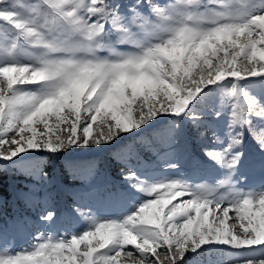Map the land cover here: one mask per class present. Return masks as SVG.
<instances>
[{
  "label": "snow or ice",
  "instance_id": "6c2138e0",
  "mask_svg": "<svg viewBox=\"0 0 264 264\" xmlns=\"http://www.w3.org/2000/svg\"><path fill=\"white\" fill-rule=\"evenodd\" d=\"M194 131L207 157L194 174L211 165L215 183L162 175L180 172ZM77 149L108 151L121 179L85 162L61 207L56 161ZM0 170L33 181L14 211L0 196V264H264V0H0ZM94 201L132 207L41 229Z\"/></svg>",
  "mask_w": 264,
  "mask_h": 264
},
{
  "label": "rangeland",
  "instance_id": "374dc122",
  "mask_svg": "<svg viewBox=\"0 0 264 264\" xmlns=\"http://www.w3.org/2000/svg\"><path fill=\"white\" fill-rule=\"evenodd\" d=\"M240 84H241V87L244 89V91H249V88L246 86V82L241 81ZM224 87L230 89V84H227L225 82ZM222 93H223V89H221L217 94L211 97V100L209 102L210 108L219 107L220 104L224 102L225 97L222 95ZM227 99H228V102L230 103H236V101L232 100L231 97H228ZM239 102L241 104L244 103L243 97H240ZM210 118H213V117L210 115L206 118V126L207 125L213 126V128L217 131V133L223 136L225 132L227 131L225 119H220V120L216 119L215 123L208 124V121ZM209 131L211 133H209ZM207 132L210 136H212V129H207ZM146 136H147L148 141H152L155 139L152 136L151 131H149V133H147ZM133 138H134L133 141L136 142L137 149H140L143 151L146 148L147 141L142 144L137 140L136 137H133ZM247 140H248L249 147H251L255 143V141L252 140L251 136H248ZM106 152L107 151L100 154L94 151H89L87 149H77L74 151V153L72 154V157H77V158H74V160L69 161L67 165L65 164V166H67V168L69 169L68 173L65 174L66 177L60 172L62 184L60 186H57L51 189V191H53L56 194V200L61 207H64L65 203L68 202L70 198L69 193L67 191H61V187L68 189L72 186H78L81 183L80 176L83 174V171H84L83 165L85 162L94 161V160L98 161L99 162L98 166L103 170H104L103 166H105L107 169L111 167V162H110L109 157L106 155ZM187 152L190 155L188 159L186 160L184 166L180 169V172L177 173V172L165 170L162 172V175L172 176L175 178L189 179L190 181L195 182V183H209V184L215 183L217 178L221 175L222 170L212 167L211 165H207L204 171L194 174V166H193L191 157L195 156L197 159L204 161V162L207 161V157L206 156L202 157L198 153V150L194 151L190 147V142L187 146ZM72 157H69V158H72ZM41 162L43 163V160ZM0 172L4 173L1 175L5 181V183H3L4 187H0V196H2L3 198L7 200V211L11 212L17 208L18 204H22V201H16L13 198L12 194H13L14 189L16 191H20V190L26 191V189H24V185L26 183H31L33 181L31 178H26L23 172H10V171H3V170H0ZM74 176H76L77 178L73 179ZM110 178L113 180H117V179H114L113 177H110ZM259 180H260V176L258 173L254 174L251 177L252 182L258 183ZM131 207H132L131 204H128L126 207L110 206V205H106L101 202L94 201L91 204V208L84 209L85 212H88L90 214L88 216L78 217V218L63 216L56 223L50 226L41 225L40 227L42 230H46V231L54 230L57 233H63L65 231L72 232L77 229H86V226L91 224L94 220L97 222H103L105 219L119 218L121 213L128 211ZM230 215L232 214L230 213ZM24 239H27V237L21 238L20 247H26V245L23 243ZM205 258H206L205 264H207L208 260L212 259L211 257H205ZM213 259L214 261H217V258H213ZM124 261H125V258L121 256L120 264H124Z\"/></svg>",
  "mask_w": 264,
  "mask_h": 264
},
{
  "label": "trees",
  "instance_id": "16d2710c",
  "mask_svg": "<svg viewBox=\"0 0 264 264\" xmlns=\"http://www.w3.org/2000/svg\"><path fill=\"white\" fill-rule=\"evenodd\" d=\"M207 110H209V112H211L212 111V108H210V106H209V103H208V105H207ZM213 118H210L209 119V121H208V124H210V123H215L216 122V118H215V116H212ZM199 131H201V132H204L205 133V139L206 138H208L210 135L208 134V132H207V130H206V126L205 127H201L200 129H199ZM209 133H211L210 131H209ZM129 137H130V139L131 140H134V138L133 137H131V134H127ZM192 139L190 140V147L195 151H197L198 150V153L202 156V157H205L204 156V154H203V151H202V149L199 147V145L202 143V140L201 139H198V141H197V138H196V136H197V133L194 131L192 134ZM211 137V136H210ZM74 152H71L70 153V156L69 157H72V154H73ZM106 155L109 157V159H110V162H111V167H109L108 169L105 167V166H103L104 167V171L110 176V177H113L114 179H121V177H119V175H118V173H119V171H120V168H121V165L117 162V160L114 158V157H112L111 155H109V152L107 151L106 152ZM74 158H77V157H72V158H68V161H72V160H74ZM56 163H57V165H58V167H59V170H60V172H61V174H63L64 176H65V174L66 173H68V171H69V169L67 168V166H65V164H66V162H65V160L63 159V158H61V160H58V161H56ZM67 165V164H66ZM49 167H51V165H49ZM1 174H4L3 172L1 173L0 172V187H4L3 186V183H5V181H4V178H2V175ZM66 177V176H65ZM211 260L212 261H214V259L213 258H217V261H221V264H222V262H224V261H226L227 260V256H222V257H220V256H217V255H213V256H211ZM206 259V258H205ZM216 260V259H215Z\"/></svg>",
  "mask_w": 264,
  "mask_h": 264
}]
</instances>
